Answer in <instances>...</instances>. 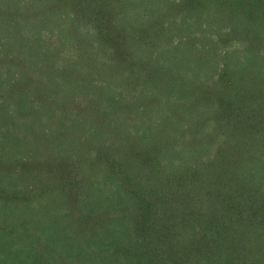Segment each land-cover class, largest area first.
<instances>
[{
  "label": "trees",
  "instance_id": "1",
  "mask_svg": "<svg viewBox=\"0 0 264 264\" xmlns=\"http://www.w3.org/2000/svg\"><path fill=\"white\" fill-rule=\"evenodd\" d=\"M0 264H264V0H0Z\"/></svg>",
  "mask_w": 264,
  "mask_h": 264
}]
</instances>
